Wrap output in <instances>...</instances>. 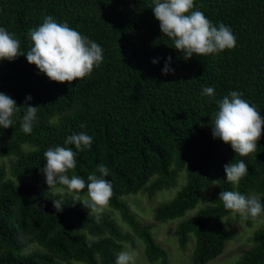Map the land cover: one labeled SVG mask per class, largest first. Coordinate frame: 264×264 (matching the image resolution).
<instances>
[{
    "label": "trees",
    "instance_id": "trees-1",
    "mask_svg": "<svg viewBox=\"0 0 264 264\" xmlns=\"http://www.w3.org/2000/svg\"><path fill=\"white\" fill-rule=\"evenodd\" d=\"M152 6L153 0H0V26L15 33L25 54L33 44L28 33L49 15L104 49L99 68L72 82L51 81L26 55L0 62V91L19 108L13 126L0 128V156L15 157L10 173L0 163V264H115L125 242L133 239L111 213L99 215L97 222V214L82 200L65 196L63 211H56L53 199L59 196L50 191L42 172L44 152L57 145L76 151L75 145L65 144L73 133L84 131L94 140L91 149L79 152L69 176L87 180L98 164L110 169L105 178L114 194L108 206L144 242L150 261L172 264L153 224L142 223L125 196L174 188L185 173L175 196L155 208V219L164 222L184 217L210 193L211 203L174 230L182 248L194 236V264H208L227 245L225 219L233 213L219 193L264 194V131L256 151L240 156L213 138L218 105L202 95L205 87L215 90L216 100L240 91L264 116V0H195L214 24L231 27L237 44L218 55L188 59L161 32ZM169 56L175 72L164 75ZM153 58L159 63L153 64ZM29 94L33 99L26 102ZM26 104L38 109L31 134L21 129ZM240 160L248 165V174L234 186L225 178L224 165ZM252 240L234 264H264V227ZM28 243L41 249L26 252Z\"/></svg>",
    "mask_w": 264,
    "mask_h": 264
},
{
    "label": "clouds",
    "instance_id": "clouds-1",
    "mask_svg": "<svg viewBox=\"0 0 264 264\" xmlns=\"http://www.w3.org/2000/svg\"><path fill=\"white\" fill-rule=\"evenodd\" d=\"M151 8L159 21L161 32L173 41L175 49L184 53L185 59L193 57L194 54L218 55L226 49H233L237 44L231 27L223 22L218 26L214 24L195 7V0H153ZM28 35L33 44L25 54L15 33L0 26V62L6 59L12 61L20 55H26L27 61L36 65L39 73L46 74L51 81L72 82L90 77L104 60V49L100 44L67 22H58L51 15L46 16ZM171 60V56L165 60L162 74L175 72ZM152 63L158 64L159 58H153ZM202 95L210 97L209 102L215 100L218 105L211 122L213 138L230 144L232 150L240 156L255 152L264 131V116L256 106L250 104L243 98V93L236 90L220 100H216L212 87H205ZM25 99L27 102L33 97L29 94ZM18 110L17 102L0 91V128L13 126V117ZM37 118V106L27 105L21 122V129L25 134L32 133ZM93 140V136L81 131L69 135L65 140L66 145H75L76 151L71 147L57 145L44 152L46 164L42 172L46 183L59 196L58 199H53L57 212L63 211L65 196L82 200L93 212H103L108 207L114 190L111 181L105 178L110 174L106 165L98 164L96 171L89 174L87 180L79 175L68 174L69 170L76 168L79 152L85 148L91 149ZM224 171L226 180L239 186L248 174V165L244 160L232 161L224 165ZM57 185L61 187L57 188ZM81 195L87 199H81ZM219 199L225 209L242 217L253 220L264 217V194L247 195L240 191L225 190L219 193ZM96 220L100 222L99 215ZM91 242L88 241L89 245ZM115 264H135V256L129 251H122L117 255Z\"/></svg>",
    "mask_w": 264,
    "mask_h": 264
},
{
    "label": "rangeland",
    "instance_id": "rangeland-1",
    "mask_svg": "<svg viewBox=\"0 0 264 264\" xmlns=\"http://www.w3.org/2000/svg\"><path fill=\"white\" fill-rule=\"evenodd\" d=\"M15 160V157L2 158L0 156V163L6 165L8 172L10 173L11 163ZM186 174L179 175L178 184L176 187L156 192L154 195H150L147 191L143 190L137 194H131L125 196L128 200L131 210L135 212L138 219L145 224H153V232L158 243L164 247L169 254V262L172 264H194L193 252L195 247V237L192 236L187 247L182 248L179 244L177 236L174 234L175 228L179 222L186 217L193 215L201 207H204L211 203L210 193H204L198 206L188 211V213L181 218L172 219L164 222H160L155 219V208L157 205L170 201L176 194L177 190L185 183ZM50 191L54 194V190L50 188ZM56 195V194H54ZM81 199H87L86 196L81 195ZM111 213L112 217L122 227L125 232L131 233L133 239L125 242L123 251H129L135 256V264H161V261H150L145 253L144 242L135 234L132 233L130 227L123 220L119 211L110 208L109 206L103 210V212H93L97 215L104 213ZM227 224L229 238L227 245L221 255L210 261L208 264H234L242 256L243 250L251 247L254 244L252 237L254 232L264 227V217L253 220L251 224L248 223V218L242 217L239 214L232 213L225 219ZM35 249H41L37 243H28L26 246V252H30ZM64 264H85L83 262H77L73 260L65 261Z\"/></svg>",
    "mask_w": 264,
    "mask_h": 264
}]
</instances>
